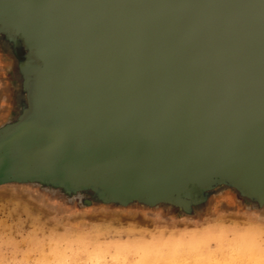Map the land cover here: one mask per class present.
I'll return each mask as SVG.
<instances>
[{
  "label": "water",
  "instance_id": "1",
  "mask_svg": "<svg viewBox=\"0 0 264 264\" xmlns=\"http://www.w3.org/2000/svg\"><path fill=\"white\" fill-rule=\"evenodd\" d=\"M33 3L43 34L40 42L61 51L55 61L69 77L44 96L24 128L38 122L40 134L56 142L63 158L81 164L98 157L110 165L125 162L128 152L135 154L133 161H167L175 172L178 166L168 161L167 151L173 145L186 163L198 162V170L205 171L224 163L219 158L197 161V155L209 159L220 156L215 154L230 142L236 149L244 148V141L264 140V0ZM0 5L22 13L19 0H0ZM82 50L89 61H76L75 52ZM96 102L108 113H90L95 105L101 111ZM63 115L72 116L65 120V130L57 125ZM158 127L167 128L173 138L168 144L158 130L153 145L143 146L147 151L140 147L146 144L121 131L132 128L142 136ZM110 135L119 140L108 144Z\"/></svg>",
  "mask_w": 264,
  "mask_h": 264
},
{
  "label": "rangeland",
  "instance_id": "2",
  "mask_svg": "<svg viewBox=\"0 0 264 264\" xmlns=\"http://www.w3.org/2000/svg\"><path fill=\"white\" fill-rule=\"evenodd\" d=\"M33 1L19 0L23 8L20 15L12 13L9 6L0 5V261L3 264H60L115 250L107 245H85L78 240L74 234L87 227L85 222L140 229L132 234L131 245L122 246L129 259H135L142 252L150 253L151 258L173 254L171 247H163L157 229L203 228L205 223H213L214 217L243 223L252 211L264 216V178L256 186L249 181L252 170L264 167L255 149L250 150L254 156L240 161L252 162L249 167L231 166L229 171L218 167L210 173L205 170L197 176L174 179L168 174L167 161H157L155 168L121 160L108 165L98 157H87L79 164L63 158L56 151V142L47 136L40 133L30 136L25 132L24 125L39 110L45 92L64 85L69 77L55 61V54L61 57V51L40 42L43 34ZM76 56V61L90 60L83 50L75 52ZM97 88L104 87L97 84ZM96 103L101 111L95 105L90 113L102 117L100 114L107 110ZM154 114L159 118L163 115ZM67 116L63 115L57 123L60 129L67 128ZM38 120L43 121L44 116ZM256 142L259 140L244 141L242 145L257 147ZM77 193H86L87 199L81 203ZM101 201L103 208L99 207ZM89 202L92 211L86 213L84 209ZM213 204L218 206L215 212L211 210ZM69 212L74 214L69 216ZM73 224H80V228L71 227ZM186 239L190 243L179 249L182 258L214 259L220 255L214 229L189 233Z\"/></svg>",
  "mask_w": 264,
  "mask_h": 264
},
{
  "label": "clouds",
  "instance_id": "3",
  "mask_svg": "<svg viewBox=\"0 0 264 264\" xmlns=\"http://www.w3.org/2000/svg\"><path fill=\"white\" fill-rule=\"evenodd\" d=\"M76 195L79 196L81 203L87 199L86 193ZM99 207L103 208L104 202L101 201ZM217 207L213 204L211 210L215 212ZM84 211L86 213L92 211L91 202L86 205ZM73 214L68 213L69 216ZM222 215H228V213H222ZM249 216L250 218L243 223L222 221L214 217V222L205 223L203 228L157 229L164 241L163 247H171L173 254L151 258L150 253L142 252L135 259H129L128 252L122 246L131 245L132 234L141 231L140 229H133L131 226L117 228L111 223L85 222L87 227L74 234L78 240L85 245H107L109 249L115 250H106L102 254H90L86 259L65 260L60 264H264V216H261L258 211H252ZM71 227L80 228V224H73ZM207 229L215 230L217 251L220 255L214 259L198 258L196 260L180 257L179 249L190 243L186 239L187 235ZM104 237L115 238L103 239ZM0 264L3 262L0 261Z\"/></svg>",
  "mask_w": 264,
  "mask_h": 264
},
{
  "label": "bare ground",
  "instance_id": "4",
  "mask_svg": "<svg viewBox=\"0 0 264 264\" xmlns=\"http://www.w3.org/2000/svg\"><path fill=\"white\" fill-rule=\"evenodd\" d=\"M50 93V91L49 90H47L46 92H45V96L46 95H48ZM38 125V122H36V123H30V124H28V126H29V130L28 131H26L28 134H30V136H34L33 134H35V132L37 133V134H39L40 133V131H41V133H42V129L41 128H39V127H37V125ZM124 126H129V125H124ZM24 130V128H22L21 129V131H23ZM158 130L161 132V134H163V136H161L162 137V139L163 140H167V139H169V141H168V144L171 142V140H172V138L173 137H169L170 136V134L168 133V129L167 128H165V127H158V128H156V133L155 132H152V133H149L148 135L146 134V135H142V136H140V134L141 133H138V132H136V130H134V129H132V128H128V129H126V128H123L121 131H123L124 133L125 132H127L128 134H130V136H133V139H134V142H135V140H138V143L137 144H142V142L144 143V144H146V145H142V146H140V147H142V148H144L146 151L148 150V148H150V146L151 145H153L152 144V140L153 139H155V135H159L160 133H157L158 132ZM25 131V130H24ZM111 131H114V130H111ZM162 131H165V132H162ZM120 133V132H119ZM112 134H114L115 135V133H112ZM125 135V134H124ZM169 135V136H168ZM152 136V137H151ZM141 138V139H140ZM111 139V140H110ZM116 140H119V139H115V136H113V135H110V138L109 139H107L106 141H108V144L109 143H111V142H115ZM262 142H260V140H259V142H256V144L257 143H259V145L257 146V147H249L248 149H245L247 146H245L244 148H236V149H234L235 147L233 146V144L230 142L229 144H227V148H225V150H223L222 149V152H218L219 154H215V155H220V156H213L212 158H202L201 157V155H197V161H202V162H204L205 160H207V161H211V162H214V160H216V159H218L219 161H221L222 163H224V164H226V166L225 167H223V166H212V168L210 167L209 169H205V170H209V173L211 172V170H215V169H217L218 167H221V169L220 170H222V168H226V170L227 171H229V169L231 168V166L232 165H230V163H235V165L237 164V165H239V163H240V161H244V158L246 157H244V154L245 155H247V151H250V150H254V151H256V156L262 161V160H264V140H261ZM145 142H150V143H145ZM233 142V141H232ZM175 143L177 144V145H179V143H178V141H175ZM221 143H223V144H225L224 143V141L223 142H221ZM234 143V142H233ZM112 144H114V143H112ZM131 149H133L134 147H136V145H135V143H133V144H131ZM143 146H146V147H148V148H146V147H143ZM109 148H111V147H109ZM169 148V149H168ZM167 149V151L171 154L170 156H171V159L170 160H168V161H170V163H173L174 165L175 164H177V166H178V168L176 169V171L175 172H172V169H171V172L170 173H168L170 176H171V178H174V179H181V178H183V176H187V175H189L190 177H192V176H197L198 174H200V171L198 170L199 168H200V165H198V166H196V164H200V163H198V162H191V163H186V161L188 162V160L187 159H183V157H181V155H180V150H178V147H177V149H175L174 147H173V145H170V147H168ZM128 149H130V148H128ZM121 150V149H120ZM57 151V150H56ZM60 151V150H59ZM117 151V150H116ZM119 151V150H118ZM58 152V151H57ZM61 152V151H60ZM59 153V152H58ZM119 153V152H118ZM182 153V152H181ZM244 153V154H243ZM121 155H123V152H122V154ZM125 156H124V158H123V160L126 162V163H135V162H137V163H139V164H144V165H146V166H148V164H150V165H153V164H155L154 163V161L153 162H151L150 163V161H149V159H143L142 157L141 158H138V159H135L134 161H133V157H134V153H128V152H126L125 154H124ZM158 155V154H157ZM185 160V161H184ZM218 160H216V161H218ZM237 160H238V162H237ZM148 161V162H147ZM234 161H236V162H234ZM252 162H249L248 164L250 165ZM139 164H137L136 165V167L137 166H139ZM172 164V165H173ZM195 165V166H194ZM154 166H156V165H154ZM154 166H152V167H154ZM189 166H191V167H193L194 169L192 170V169H190L189 171H187V172H185V173H183L182 171L184 170V169H188V168H191V167H189ZM242 166V165H241ZM167 168V167H166ZM229 168V169H228ZM253 172H251L252 173V175L250 176V182H251V184H254L255 186L257 185V183L259 182V180L260 179H263L264 177V167L263 168H261L260 170H252ZM180 172H182V173H179ZM174 175H173V174ZM184 174V175H183ZM182 175V176H181ZM261 175H263V176H261ZM201 177H203L202 175H201ZM200 176H198L197 178L198 179H200L201 178ZM248 180V179H247ZM244 181H246V179H244Z\"/></svg>",
  "mask_w": 264,
  "mask_h": 264
}]
</instances>
